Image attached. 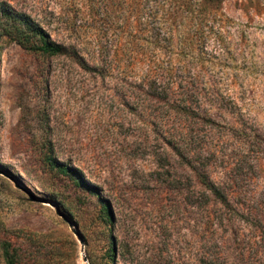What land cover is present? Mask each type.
<instances>
[{"label": "rangeland", "instance_id": "1", "mask_svg": "<svg viewBox=\"0 0 264 264\" xmlns=\"http://www.w3.org/2000/svg\"><path fill=\"white\" fill-rule=\"evenodd\" d=\"M90 1L0 0L57 43H72L69 25L102 39L96 59H121L43 60L0 30V264L5 250L13 264H264V0L180 19L170 56L183 96L156 95L133 64L158 54L146 46L158 7Z\"/></svg>", "mask_w": 264, "mask_h": 264}, {"label": "trees", "instance_id": "2", "mask_svg": "<svg viewBox=\"0 0 264 264\" xmlns=\"http://www.w3.org/2000/svg\"><path fill=\"white\" fill-rule=\"evenodd\" d=\"M144 1L145 4L154 3L155 6L158 7V11L161 13V16H159V19H157L159 22L157 30L161 33L158 32L152 36L154 38L153 43L149 40H146V46L154 45V48L157 47L158 49V54L147 49L149 51L145 50V52H142L143 59L137 60L133 62V64L137 63V66H139L140 69H143L142 75L144 84H148L149 87L152 88V91L156 93V95L164 94L166 96H171L173 94L180 93V95L183 96L188 92L187 89L181 88L180 91L177 92V84L174 81L175 69L172 64V57L170 56L172 54V48L174 47L172 37L174 34L179 33L177 25H182V21H180V19H184L186 16H188V14L194 13L197 7H199L197 11L198 14H201L207 8H209L210 12L212 13L217 12V7L214 3L216 0H204L205 2L202 0ZM89 2L91 1L89 0ZM92 4L96 3H90V10L95 12L96 7L98 6L96 9V14H105V16L107 15V13L104 11V6L97 4L94 7ZM141 17H145V20L150 17V15L146 14V9L144 7L141 8ZM0 30L4 35L7 36V38L15 42L23 50L29 52L37 58H42L43 60L54 57H67L80 65L86 62L84 54L89 56L93 62L98 64H117L121 60L113 57L111 60L105 59V61L102 59H96L93 56V52L95 55L96 53L100 54L101 56L109 55L107 47L105 48L100 37L96 41L93 39H86V36L80 33V28L77 27L73 28L68 25L66 29L71 35L74 36L72 43L67 45L63 43H57L38 23L31 20L26 15L10 10L5 5H0ZM183 31H186L184 27ZM106 32L107 30L104 29L102 34H106ZM143 48L145 49L146 47ZM116 49L117 50L114 54L115 56L119 51L118 47ZM158 55H163V61L159 60ZM133 59H135V56H131V54L128 55L126 61L129 64L126 66L124 65L122 69L127 70L129 67H131V60L133 61ZM49 154H47V163L52 171L69 177L76 186L82 187L89 192L94 193L96 188L86 183L81 178L79 171L67 164L56 161V159ZM198 177L202 184H204L209 191H211L215 196L219 195L215 185L210 182L207 175L199 173ZM104 203L106 204H102L101 208L106 219L110 220L112 214L109 205L107 202ZM4 255L8 263L13 264L12 257L8 250H5Z\"/></svg>", "mask_w": 264, "mask_h": 264}]
</instances>
